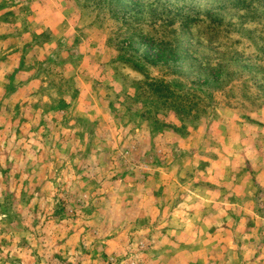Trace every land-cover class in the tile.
<instances>
[{"label":"rangeland","instance_id":"374dc122","mask_svg":"<svg viewBox=\"0 0 264 264\" xmlns=\"http://www.w3.org/2000/svg\"><path fill=\"white\" fill-rule=\"evenodd\" d=\"M0 264H264V0H0Z\"/></svg>","mask_w":264,"mask_h":264}]
</instances>
